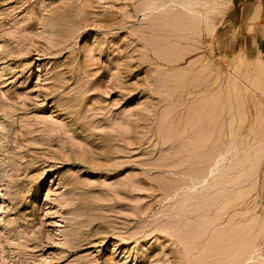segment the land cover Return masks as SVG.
Instances as JSON below:
<instances>
[{
    "label": "rangeland",
    "instance_id": "rangeland-1",
    "mask_svg": "<svg viewBox=\"0 0 264 264\" xmlns=\"http://www.w3.org/2000/svg\"><path fill=\"white\" fill-rule=\"evenodd\" d=\"M184 1L0 0V264H264V0Z\"/></svg>",
    "mask_w": 264,
    "mask_h": 264
},
{
    "label": "bare ground",
    "instance_id": "bare-ground-1",
    "mask_svg": "<svg viewBox=\"0 0 264 264\" xmlns=\"http://www.w3.org/2000/svg\"><path fill=\"white\" fill-rule=\"evenodd\" d=\"M173 1V0H172ZM190 1H192V0H190ZM193 2V1H192ZM192 2H191V4H192ZM185 3V1L182 3V4H184ZM186 3H188V0H187V2ZM185 3V7L187 6V5H191L190 3L189 4H186ZM192 5H194V4H192ZM190 8H192V7H190ZM184 9H186V8H184ZM188 9V8H187ZM190 11V10H189ZM187 20V19H186ZM191 22V21H190ZM189 24H191V23H189ZM210 24V23H209ZM189 27V26H188ZM211 27V26H210ZM209 27V28H210ZM208 28V27H207Z\"/></svg>",
    "mask_w": 264,
    "mask_h": 264
}]
</instances>
